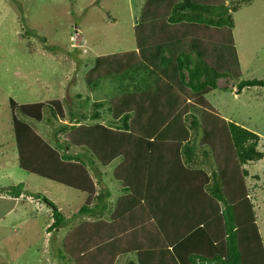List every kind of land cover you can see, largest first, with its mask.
I'll use <instances>...</instances> for the list:
<instances>
[{"label": "rangeland", "instance_id": "1", "mask_svg": "<svg viewBox=\"0 0 264 264\" xmlns=\"http://www.w3.org/2000/svg\"><path fill=\"white\" fill-rule=\"evenodd\" d=\"M224 1L236 2V0ZM248 2L240 4L236 10L231 11L234 20L233 34L236 39L234 47L240 69L239 78H218L216 89L205 94L210 107L206 104L200 105L199 99L202 98V93H194L191 89L185 88L179 90L180 100L188 107L183 109L184 105H180L181 110L186 113L187 126L192 116L197 123L202 121L203 124L207 121L214 123L213 119L217 122L214 124L215 129L206 127L210 130L207 135L210 142L204 141L206 137H203L202 127L197 130L189 128L188 139L182 144L193 148V164L183 162L184 152L179 146L176 154L178 158L171 154L173 151L165 152L159 159L163 165L155 167L159 161L150 151L146 160L151 158L153 159L151 162L157 160L155 164L151 163L148 169V166L138 163V167L132 166V172H137L136 175L142 180L141 186L147 188L145 195L150 196L147 192H152L161 199L167 198L163 195L164 188L174 186V180L179 178L176 186L184 185L196 191L195 195L190 194L191 198L185 199L184 204L189 209V206L195 205H199L200 208L207 207L209 204V199L206 197L207 189H203V192L200 189L198 191L196 185L204 183L205 186L211 187L214 181L212 172H217V166L224 168L222 173L221 170L217 172L219 179L224 178L220 180L221 186L224 192L230 194L229 196L239 195L241 201L235 202L234 205V207L238 205L235 208L237 217L239 218L238 211L241 210L255 220L254 232L257 236L259 234L260 251L264 252V88L245 87L236 93V84L240 80H264V0H252L250 4ZM246 3L248 5H245ZM137 9L139 6L135 0H0V144H4L0 148V161L6 160L7 167L17 165L18 172L23 171V173L19 172L21 177L18 181L23 184L24 192L33 200L26 209L30 218L36 220L38 234H42L41 228L51 218V208L43 201L42 196L51 200L64 216H70L69 220H71L73 217L71 215L82 206L87 195L33 173L24 175L26 171L18 164L12 115L24 121L51 147L57 148V151L70 156H79L89 171L87 174L94 186L91 205L95 207L96 214L95 217L77 215L73 217L72 224L83 222L88 223L86 226L88 227L89 223L95 220L94 218L111 220L116 201H121L125 195L120 191L123 187L122 183L113 177V169L119 163L121 156L107 166H101L86 148L65 147L64 140L68 138V133L59 130L72 125V122L79 118L82 124L103 126L108 130L107 134L110 138L114 133L121 138L119 134L125 132L122 130V115L126 109L124 104L135 102L143 94L146 95L158 80L161 81V78L151 75L147 70H140L138 63L132 61V58L122 65L124 68L114 69L115 66L112 65L100 69L85 79L96 58L137 50L134 35V25L139 18ZM76 39L79 41L76 42ZM183 73L187 75V71ZM98 76L101 77L96 79ZM86 80L90 82L87 83ZM167 91L164 95L169 96L171 92ZM11 99L18 105L59 99L60 106L65 111L64 117L54 120L52 112L54 114L56 112L46 108L43 110L42 120L35 121L24 117L16 110L13 111ZM99 103L102 105H98ZM150 106L153 107V113L158 109H155V103ZM95 111L98 112V117L92 120ZM160 111H163V114L166 112L164 105ZM210 114H216L219 118L205 120ZM134 116V113L130 114L127 122L139 132L141 129L138 131V128L141 126L136 122L141 118L138 119L137 116L135 119ZM221 119L256 133L259 136L257 148L263 154L262 159L236 165V153L229 146L228 136L223 133ZM148 121L149 119L146 123ZM157 122V118L154 117L153 125ZM145 128L148 130L149 125ZM151 136L152 133L148 139L154 140ZM57 144L59 145L56 147ZM5 150L9 152L6 153ZM134 154L139 157L136 151ZM180 160L181 163L177 165ZM225 160L227 167L224 164ZM13 170L17 172V168ZM182 175H188V181H185ZM17 184L8 183V187ZM26 186H28L27 190ZM150 186H155V190L157 186H161L159 191L161 195L159 192H153ZM165 190L170 194L169 187ZM245 190L249 200L245 199ZM173 191L171 194H174ZM105 192H108L109 196L105 195ZM98 194L101 200L97 199ZM128 196L126 192V197L129 198ZM153 203L157 202L153 201ZM101 204L106 208H100ZM161 204L165 206L166 202L161 201ZM218 208L223 209V203L220 202ZM145 210L144 215L138 218L141 224L151 218L147 215L148 209ZM197 222L202 223V226L205 224V220ZM16 227H19V224L14 222V229ZM131 228L134 229L135 226L129 229ZM56 229L50 232L54 233ZM46 231L49 232L47 229ZM66 235L67 233L63 239L60 234L57 235L58 238L53 236L47 238V248H43L41 238L31 239L33 244L29 248H23L22 253L15 255L17 258L14 257L13 262L10 260L13 252L4 242V247L0 249V264H50L51 248L54 264H74L64 249L63 242ZM129 260H136L135 255H122L114 263L127 264ZM253 262L257 264L256 259ZM261 264H264V260H261Z\"/></svg>", "mask_w": 264, "mask_h": 264}, {"label": "trees", "instance_id": "2", "mask_svg": "<svg viewBox=\"0 0 264 264\" xmlns=\"http://www.w3.org/2000/svg\"><path fill=\"white\" fill-rule=\"evenodd\" d=\"M248 1L236 0L225 3L224 0H171L168 4L165 1L166 6L163 10L171 9L173 13L168 17H162V21L152 23L142 11L134 26L137 49L135 52L100 56L88 70L85 79L112 65L115 66L114 69L124 68L122 65L132 58V61L138 63L140 70H147L151 75L161 78V81L158 80L146 95L143 94L135 102L124 104L126 109L121 108L124 109L122 130L125 131L119 134L121 138L115 133L110 138L108 130L103 126L82 124L79 118L74 119L72 125L59 130L68 133V138L64 140L65 147L86 148L101 166H107L121 156L113 169V177L122 183L120 191L125 195L121 201H116L111 220L95 219L88 227H86L88 223H78L64 238V249L74 264H114L117 257L127 254L136 257V260H129L127 264H255L254 259L257 264H261V260H264V252L260 251V236L254 232L255 220L241 210L238 211V218L235 210L238 205L235 207L234 205L235 202L241 201L239 195L229 196L230 194L224 192L221 186L220 180L224 178L219 179L217 172L221 170L222 173L224 168L217 166V172H212L214 181L211 187L205 186L204 183L196 185L198 191L210 189L209 192L206 190L209 204L203 208L199 205L189 206L190 211L184 204L185 199L191 198L190 194L195 195L196 191L188 186H176L179 178L174 180V186H167L170 188L168 190L170 194L165 190L167 187L164 188L163 195L167 198L161 199L152 192H147L150 196L145 195L147 188L141 186L142 180L136 175L137 172H132V166L138 167V163L148 166V169L151 163L155 164L157 160L154 162H151L152 158L146 160L150 151L159 161L165 152L173 151L171 154L176 155L179 146L184 152L183 162L193 164V148L182 144L188 139L189 128L197 130L202 127L203 137H206L204 141L210 142L207 136L210 130L206 127L215 129L214 124L217 122L213 119L214 123L208 121L205 124L203 121L197 123L192 116L187 126L186 113L180 106L185 102L180 100L179 90L185 88L191 89L194 93H202L200 105L206 104L210 107L205 94L216 89L218 78H239L240 69L234 47L230 11L236 10L240 4ZM161 7L163 8V5ZM185 71L187 75L183 73ZM252 86L264 88V80H240L236 84V93ZM166 91L171 92L169 96L164 95ZM60 101L56 99L18 105L11 99L10 103L13 111L16 110L24 117L39 122L46 108L56 112V114L52 112L54 120L63 118L65 111L60 106ZM154 103L155 109H158L153 113V107L150 105ZM163 105L166 109L164 114L160 111ZM182 108L188 109L185 105ZM133 113L135 119L137 116L138 119L141 118L139 122L134 120L141 126L138 128V131L141 129L139 132L127 122V118ZM163 115H165L163 118H159ZM97 117L98 112L95 111L91 118L96 120ZM154 117L158 121L156 125H153ZM209 118L219 117L210 114L205 120ZM221 123L223 133L229 138V146L236 153V165L262 159L263 154L257 148L259 136L256 133L236 123L225 122L224 119H221ZM12 125L19 167L28 173L85 193L87 197L82 206L71 216L95 217V207L91 205L94 186L81 158L57 151V148L51 147L14 114ZM148 125L147 130L145 127ZM151 133L154 140L148 139ZM134 151L139 154L138 158L137 155L134 156ZM160 162L155 167L163 165ZM177 163L179 165L181 160ZM225 165L227 167V164ZM170 173L172 174L171 171ZM182 177L188 181V175ZM22 185L19 183L9 186L4 192L9 196L19 197L25 191ZM150 189L159 192L161 186H157L156 190L155 186H150ZM172 190L174 194H171ZM126 192L129 198L126 197ZM159 194L161 195V192ZM99 195L97 199L101 200ZM105 195L109 196V193L105 192ZM244 195L245 199L249 200L247 190ZM42 199L51 208L52 222L47 230L50 232L64 226L67 218L62 211L45 196H42ZM153 201L157 203L154 204ZM161 201L166 202V205H160ZM220 202L223 203V209L218 208ZM100 208L104 209L106 206L101 204ZM145 209H148L147 215L151 218L149 222L146 219L145 223L141 224L138 218L144 215ZM202 220H205L204 226L197 222ZM132 226L135 228L129 229ZM102 233L110 238L108 244L102 241Z\"/></svg>", "mask_w": 264, "mask_h": 264}, {"label": "crops", "instance_id": "3", "mask_svg": "<svg viewBox=\"0 0 264 264\" xmlns=\"http://www.w3.org/2000/svg\"><path fill=\"white\" fill-rule=\"evenodd\" d=\"M135 1L138 3L139 6V9L136 10L137 15L139 14L138 17H140L142 11H144L146 17L148 18V21L152 23H156L157 21H162L161 20L162 17H168L173 13L171 9L163 10L166 6L165 1H167L168 4V2H170L171 0H135ZM251 2L252 0H250L248 3L250 4ZM248 3H246L245 5H248ZM162 5L163 8L161 7ZM230 14L234 28L233 14L231 13V11ZM233 28H232V35H233V40L235 41L234 44L236 45V39H235V35L233 34ZM3 146L4 144H0V148H2ZM5 152L8 153L9 151L5 150ZM2 162L3 160L0 161V163ZM7 164L8 162L5 160L0 166V249L4 247V242H6V245H8L13 252L12 255L13 257L12 258L10 257L11 262H13L15 255H18L20 252L22 253L23 248H29L30 245L33 244V240L31 241V239L41 238V240L43 241L42 244L44 246L43 248H47L48 246V240L46 242L47 238H49L50 236H53V238L54 237L58 238L57 235L60 234L63 239L64 235L76 225L72 224L74 221L73 217L71 218V220H69L70 216H66L68 222L66 221V224L64 226L57 228L54 231V233L47 232L46 227H48V225H50L52 221V219L50 218V220L44 223L43 227L41 228L42 234H38L39 232L36 231V220L30 218L29 213L26 209L28 207V204H30V201H33L31 197L27 195L26 192L24 191L19 195V197H12L4 192V189L8 187V183L19 184L18 179L21 177L20 176L21 174L19 173L21 171L18 172L19 168L17 165L15 167L14 166L7 167L6 166ZM16 168H17V172L13 170ZM21 173H23V171ZM28 174L29 173L26 172V174L24 175H28ZM3 180H6L5 182L7 183L3 182ZM26 180L27 178L25 179L24 182H26ZM27 189L28 186H26V190ZM94 219L98 220L99 218H94ZM101 219L104 220L103 218ZM14 222L15 223L17 222L19 224V227H16V229H14ZM19 231L21 232L18 233ZM101 236L103 239L102 241L106 242L107 244L110 242V238L108 237V235L102 233ZM61 240L59 241V243L61 242ZM49 254L51 256V258L49 259V263L51 262L50 264H54L52 248ZM16 258L17 256L15 257V259ZM119 258L120 257H117L115 261H117Z\"/></svg>", "mask_w": 264, "mask_h": 264}, {"label": "water", "instance_id": "4", "mask_svg": "<svg viewBox=\"0 0 264 264\" xmlns=\"http://www.w3.org/2000/svg\"><path fill=\"white\" fill-rule=\"evenodd\" d=\"M79 40L78 39H76V42H78Z\"/></svg>", "mask_w": 264, "mask_h": 264}]
</instances>
